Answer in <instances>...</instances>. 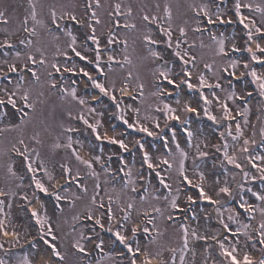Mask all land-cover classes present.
<instances>
[{
    "label": "snow or ice",
    "instance_id": "1",
    "mask_svg": "<svg viewBox=\"0 0 264 264\" xmlns=\"http://www.w3.org/2000/svg\"><path fill=\"white\" fill-rule=\"evenodd\" d=\"M0 264H264V0H0Z\"/></svg>",
    "mask_w": 264,
    "mask_h": 264
},
{
    "label": "rangeland",
    "instance_id": "2",
    "mask_svg": "<svg viewBox=\"0 0 264 264\" xmlns=\"http://www.w3.org/2000/svg\"><path fill=\"white\" fill-rule=\"evenodd\" d=\"M9 2L12 4H15L16 2H14V0H9ZM21 2H22V0H21ZM21 11H22V9H21ZM253 121H255V119H253ZM255 255H258L259 253L257 252V253H254Z\"/></svg>",
    "mask_w": 264,
    "mask_h": 264
}]
</instances>
